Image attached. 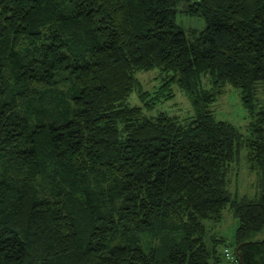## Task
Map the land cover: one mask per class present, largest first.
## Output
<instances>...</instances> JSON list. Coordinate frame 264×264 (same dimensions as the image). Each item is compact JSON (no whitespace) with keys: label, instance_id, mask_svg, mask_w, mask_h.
Here are the masks:
<instances>
[{"label":"trees","instance_id":"1","mask_svg":"<svg viewBox=\"0 0 264 264\" xmlns=\"http://www.w3.org/2000/svg\"><path fill=\"white\" fill-rule=\"evenodd\" d=\"M227 86L247 133L212 109ZM174 87L192 116L154 109ZM262 88L264 0H0V264H220L226 210L264 264Z\"/></svg>","mask_w":264,"mask_h":264},{"label":"rangeland","instance_id":"2","mask_svg":"<svg viewBox=\"0 0 264 264\" xmlns=\"http://www.w3.org/2000/svg\"><path fill=\"white\" fill-rule=\"evenodd\" d=\"M178 21L185 28L202 29L205 26L203 18L192 17L184 13H179ZM139 78L143 82L145 89L147 88L153 91L160 85V82L156 80L157 74L155 72L141 73L139 74ZM173 91L176 92L175 97L164 102H159L154 109L156 111H167L169 114L178 116L181 119L192 116L194 114V108L186 94L177 87H174ZM162 99H165V97L162 96ZM259 99L261 105L264 106L263 88L260 90ZM212 109L218 119L229 120L236 126L240 127L244 133L248 132V128L252 122L251 116L242 101V96L238 89L227 86L224 89V92L214 103ZM237 169L239 170L240 175L238 172L239 176H235L234 174L232 177V191L238 192L240 196L247 195L249 197H254L259 190L257 187V175L255 173L251 174L245 164H243L241 168ZM207 224L210 226V238L216 236L218 238L223 237L225 239V242L218 246V251L222 256L220 264H233L227 260L225 256V249L226 247H230L233 253H235V236L239 226L238 218L235 217L230 210H226L220 222H208ZM252 237L253 240H264V230L254 234ZM146 241H151V237L147 236Z\"/></svg>","mask_w":264,"mask_h":264},{"label":"built area","instance_id":"3","mask_svg":"<svg viewBox=\"0 0 264 264\" xmlns=\"http://www.w3.org/2000/svg\"><path fill=\"white\" fill-rule=\"evenodd\" d=\"M225 256L228 261L232 262L233 264L237 263L236 255L233 253L230 247H226L225 249Z\"/></svg>","mask_w":264,"mask_h":264}]
</instances>
